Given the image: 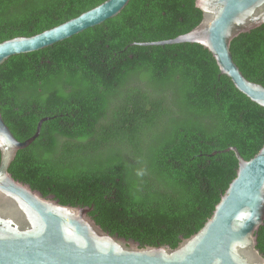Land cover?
<instances>
[{
	"label": "trees",
	"instance_id": "1",
	"mask_svg": "<svg viewBox=\"0 0 264 264\" xmlns=\"http://www.w3.org/2000/svg\"><path fill=\"white\" fill-rule=\"evenodd\" d=\"M106 0H0V43L50 30ZM195 0H130L114 18L0 66V111L15 138L39 137L9 168L62 205L93 207L106 232L176 248L203 228L245 160L264 146V108L198 44ZM264 86V25L231 43ZM1 157V154H0ZM264 255V225L257 232Z\"/></svg>",
	"mask_w": 264,
	"mask_h": 264
},
{
	"label": "water",
	"instance_id": "2",
	"mask_svg": "<svg viewBox=\"0 0 264 264\" xmlns=\"http://www.w3.org/2000/svg\"><path fill=\"white\" fill-rule=\"evenodd\" d=\"M130 0H106L50 30L0 43V66L10 57L48 48L116 17ZM202 20L174 39L142 45L198 44L215 58L221 74L252 102L264 108V86L241 72L232 41L264 25V0H195ZM15 138L0 111V264H264L257 232L264 225V146L250 160L236 147V177L201 230L181 238L176 248L140 247L106 232L89 215L93 207L62 205L17 181L9 168L17 153L40 135Z\"/></svg>",
	"mask_w": 264,
	"mask_h": 264
}]
</instances>
